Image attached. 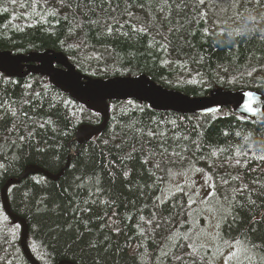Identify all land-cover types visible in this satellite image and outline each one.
<instances>
[{"label":"trees","instance_id":"trees-1","mask_svg":"<svg viewBox=\"0 0 264 264\" xmlns=\"http://www.w3.org/2000/svg\"><path fill=\"white\" fill-rule=\"evenodd\" d=\"M0 49L59 50L86 75L146 73L190 96L213 86L264 93V0H0ZM109 105L103 131L78 143L77 126L99 112L45 76L0 71V189L27 165L56 173L70 157L56 180L33 173L7 188L36 261L218 264L227 245L225 264H264V121L230 107ZM194 168L211 174L208 197L165 190L172 173ZM210 201L224 205L216 249L199 240ZM19 237L0 198V264H29Z\"/></svg>","mask_w":264,"mask_h":264},{"label":"water","instance_id":"water-1","mask_svg":"<svg viewBox=\"0 0 264 264\" xmlns=\"http://www.w3.org/2000/svg\"><path fill=\"white\" fill-rule=\"evenodd\" d=\"M0 71L7 75L23 76L28 72L38 73L65 92L71 99L85 107L100 113L102 121L98 124L81 123L75 139L82 143L103 130L109 118L110 100L134 99L146 103L150 108L161 111H173L181 114L205 115L230 107L241 116L264 121V94L255 89H225L213 86L207 94L190 96L179 90L166 88L156 83L146 74L112 76L106 79L91 77L79 72L62 52L52 50L34 51L26 54L13 53L0 49ZM70 157L57 173H51L38 165H28L19 177L5 181L0 190L2 206L14 223L20 224V246L29 264H39L29 251L27 224L21 216L15 214L7 200V188L28 174L40 173L56 180L68 167ZM57 264H75L62 260Z\"/></svg>","mask_w":264,"mask_h":264},{"label":"rangeland","instance_id":"rangeland-1","mask_svg":"<svg viewBox=\"0 0 264 264\" xmlns=\"http://www.w3.org/2000/svg\"><path fill=\"white\" fill-rule=\"evenodd\" d=\"M223 1L224 0H220ZM184 188L186 191H189L195 198L198 200H203V197H208L209 192L212 188V182H211V174L204 170L203 168L199 169H189V170H181L177 171L171 174V177L166 182L165 190H175L177 188ZM164 195L161 194L160 198L162 199ZM209 199V198H208ZM210 210H207L208 213V220L206 223H203L201 225V232L199 234V240L201 242H205L206 244L209 243V245L214 246L216 249V242H217V227H218V217H219V211L224 210V205L217 204L216 202H211ZM217 215L215 216L214 215ZM234 246H227L223 247L222 250H220V253L218 256L219 261L217 260V263L225 264L224 259L226 256L231 254V251L229 248ZM235 248V247H234ZM239 249L240 247H236ZM219 251V250H218ZM239 251H235L234 255H239ZM232 259V257H229Z\"/></svg>","mask_w":264,"mask_h":264},{"label":"bare ground","instance_id":"bare-ground-1","mask_svg":"<svg viewBox=\"0 0 264 264\" xmlns=\"http://www.w3.org/2000/svg\"><path fill=\"white\" fill-rule=\"evenodd\" d=\"M215 9H217V8H215ZM220 9V8H219ZM47 50V49H46ZM48 50H52V51H55V52H58L59 50H54V49H48ZM11 51V50H10ZM38 51V50H37ZM44 51V50H43ZM29 52H34V51H27V52H13V53H23V54H26V53H29ZM59 52H62V51H59ZM63 53V52H62ZM64 54V53H63ZM65 55V54H64ZM66 56V55H65ZM34 74V75H41V74H38V73H32V72H28V73H26L25 75H27V74ZM146 74V73H145ZM7 75V74H6ZM25 75H23V76H15V75H8V76H11V77H24ZM41 76H43V75H41ZM117 76H124V75H117ZM153 80V79H152ZM155 81V80H154ZM241 89H243V88H241ZM262 93V92H261ZM66 94V93H65ZM264 94V93H263ZM195 96H197V95H195ZM157 111V110H156ZM109 119V118H108ZM101 121H102V118H101ZM100 121V122H101ZM100 122H97V123H88V124H98V123H100ZM108 122V121H107ZM83 123V122H82ZM107 124V123H106ZM79 126V125H78ZM78 126H77V128H78ZM106 127V126H105ZM77 128H76V130H77ZM101 131H103V130H101ZM100 131V132H101ZM100 132H98V133H100ZM97 134V133H96ZM95 134V135H96ZM75 135H76V131H75V134H74V137H75ZM94 135V136H95ZM94 136H92V137H94ZM91 137V138H92ZM91 138H89L88 140H90ZM74 140H76L75 138H74ZM87 141V140H86ZM85 142V141H84ZM83 143V142H82ZM32 165H37V164H32ZM28 166V165H27ZM43 168V167H42ZM44 169V168H43ZM46 170V169H45ZM48 171V170H47ZM60 171V170H59ZM50 172V171H49ZM52 173V172H51ZM57 173V172H56ZM10 178H12V177H10ZM9 179V178H8ZM3 186V185H2ZM1 190V189H0ZM1 198V197H0ZM8 200V199H7ZM2 203V202H1ZM9 203V202H8ZM10 206V205H9ZM11 209V208H10ZM12 210V209H11ZM16 214V213H15ZM18 215V214H17ZM20 216V215H19ZM22 217V216H21ZM23 218V217H22ZM25 220V219H24ZM13 222V221H12ZM25 222H26V220H25ZM14 223V222H13ZM17 223V222H16ZM27 224V223H26ZM27 235H28V225H27ZM20 238V237H19ZM26 241H27V239H26ZM28 247V246H27ZM29 249V248H28ZM33 256V255H32ZM35 259V258H34ZM36 260V259H35ZM60 261H62V260H60ZM59 261V262H60ZM59 262H57V263H59Z\"/></svg>","mask_w":264,"mask_h":264},{"label":"snow or ice","instance_id":"snow-or-ice-1","mask_svg":"<svg viewBox=\"0 0 264 264\" xmlns=\"http://www.w3.org/2000/svg\"><path fill=\"white\" fill-rule=\"evenodd\" d=\"M201 3H203V0H201ZM261 159H264V157H261ZM237 243H239V241H237ZM189 247H191V245H189Z\"/></svg>","mask_w":264,"mask_h":264}]
</instances>
